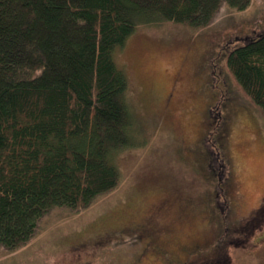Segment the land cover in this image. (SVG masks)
I'll use <instances>...</instances> for the list:
<instances>
[{"label": "rangeland", "instance_id": "1", "mask_svg": "<svg viewBox=\"0 0 264 264\" xmlns=\"http://www.w3.org/2000/svg\"><path fill=\"white\" fill-rule=\"evenodd\" d=\"M262 31L264 0L221 6L200 29L140 23L114 53L133 115L130 146L112 154L118 186L86 209L47 212L29 243L0 249V264H264V226L252 236L246 223L264 203V117L231 73L211 76L212 62L226 64L224 39ZM212 156L229 175L223 185L236 181L219 197L227 222L214 201ZM162 204L159 223L150 222Z\"/></svg>", "mask_w": 264, "mask_h": 264}, {"label": "trees", "instance_id": "2", "mask_svg": "<svg viewBox=\"0 0 264 264\" xmlns=\"http://www.w3.org/2000/svg\"><path fill=\"white\" fill-rule=\"evenodd\" d=\"M251 1L0 0V249L29 243L52 209H86L118 186L112 154L130 146L133 115L114 53L140 23L200 29ZM225 71L264 117V31L228 51ZM252 221L259 230L264 203Z\"/></svg>", "mask_w": 264, "mask_h": 264}, {"label": "flooded vegetation", "instance_id": "3", "mask_svg": "<svg viewBox=\"0 0 264 264\" xmlns=\"http://www.w3.org/2000/svg\"><path fill=\"white\" fill-rule=\"evenodd\" d=\"M226 41H223L222 43V46L223 48H225L227 51L230 50V47L232 46V44L234 42H240L237 40V38L234 40L233 38L231 39H224ZM211 76H212V79L214 81V83H218V82H221V81H225V73L223 72V67L221 68L220 66L217 65L216 61L212 62V65H211ZM219 85V84H217ZM216 85V87H217ZM226 90V94H227V89ZM224 95H225V91H224ZM222 96V99L220 101V106L223 105V101L225 100L226 96ZM218 109V108H217ZM220 118V117H219ZM208 146V145H207ZM209 152V151H208ZM211 153V152H209ZM212 154V153H211ZM211 158V164H210V170L212 171V176L213 178L215 177L216 178V184H217V190L221 191V193H219V191L215 192V198H214V201L215 203L217 204L219 210L221 211L220 213L224 214V206L222 205L221 201L219 200V197L220 195H227V192L228 190L232 192H235L236 191V181H230L227 185H223L224 184V181L225 179L227 178V175L226 174H222L220 172H216L214 169H213V166H212V162H214L217 158L212 156L210 157ZM229 176V175H228ZM229 179V178H228ZM225 206H228L229 207V211L227 213H225V216H224V220H228L229 221V217L231 215V212H230V206L228 204H226ZM262 206V205H261ZM261 208V207H260ZM258 208V209H260ZM165 207L164 205L162 204L161 206L157 207L154 211V213L150 216V222H153V221H156L157 223H159L160 221V217L162 215V212L164 211ZM257 209V210H258ZM256 210V211H257ZM227 222V221H226ZM254 221H251V223L249 221H247L248 224L251 225V228L250 230H253V223ZM162 225V224H161ZM164 226V225H163ZM165 227V226H164ZM161 229L163 230V227H161ZM257 230H253V232L251 233V235H255V232Z\"/></svg>", "mask_w": 264, "mask_h": 264}, {"label": "bare ground", "instance_id": "4", "mask_svg": "<svg viewBox=\"0 0 264 264\" xmlns=\"http://www.w3.org/2000/svg\"><path fill=\"white\" fill-rule=\"evenodd\" d=\"M205 144V143H204ZM206 145V144H205ZM205 147H207V145L205 146Z\"/></svg>", "mask_w": 264, "mask_h": 264}]
</instances>
